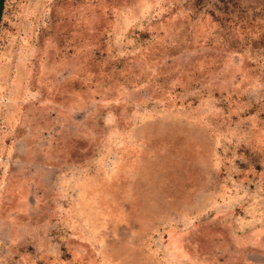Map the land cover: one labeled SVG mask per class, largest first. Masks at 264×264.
Listing matches in <instances>:
<instances>
[{
  "label": "rangeland",
  "instance_id": "rangeland-1",
  "mask_svg": "<svg viewBox=\"0 0 264 264\" xmlns=\"http://www.w3.org/2000/svg\"><path fill=\"white\" fill-rule=\"evenodd\" d=\"M0 264H264V0H1Z\"/></svg>",
  "mask_w": 264,
  "mask_h": 264
},
{
  "label": "trees",
  "instance_id": "trees-1",
  "mask_svg": "<svg viewBox=\"0 0 264 264\" xmlns=\"http://www.w3.org/2000/svg\"><path fill=\"white\" fill-rule=\"evenodd\" d=\"M0 8H1V0H0Z\"/></svg>",
  "mask_w": 264,
  "mask_h": 264
}]
</instances>
